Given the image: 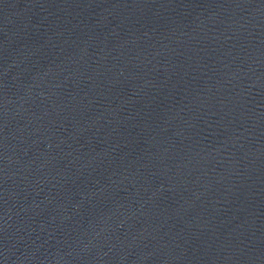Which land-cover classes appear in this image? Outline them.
Returning <instances> with one entry per match:
<instances>
[{
  "label": "water",
  "instance_id": "95a60500",
  "mask_svg": "<svg viewBox=\"0 0 264 264\" xmlns=\"http://www.w3.org/2000/svg\"><path fill=\"white\" fill-rule=\"evenodd\" d=\"M0 264H264V0H0Z\"/></svg>",
  "mask_w": 264,
  "mask_h": 264
}]
</instances>
